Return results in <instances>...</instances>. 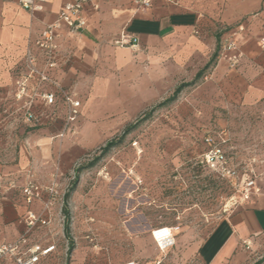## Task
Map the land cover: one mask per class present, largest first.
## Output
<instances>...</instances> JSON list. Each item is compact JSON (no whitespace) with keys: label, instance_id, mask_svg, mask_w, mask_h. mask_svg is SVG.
Instances as JSON below:
<instances>
[{"label":"rangeland","instance_id":"obj_1","mask_svg":"<svg viewBox=\"0 0 264 264\" xmlns=\"http://www.w3.org/2000/svg\"><path fill=\"white\" fill-rule=\"evenodd\" d=\"M127 50L134 68H111L95 89L92 103L83 105L79 123L86 120L99 132L93 143L96 146L85 151L78 149L82 148V136L74 126L76 121L70 132L60 136L62 105L46 107L35 98L30 108L37 122L26 123L21 114L27 106L12 99L14 81L5 93L0 90L1 198L11 184L5 180L10 170L4 167L17 163L22 150L29 146L39 152L37 137L41 129L57 124L49 136L51 158L38 154L41 163L38 169H32L44 185L52 174H57L60 195L49 227L38 228L31 235V240L41 246L55 245V251L40 264H200L197 246L242 202V175L264 174V108L258 103L228 101V94L220 86L225 74L214 77L215 64L194 86L184 89L174 103L153 110L178 85L192 81L210 56L186 60L178 66L172 57L149 56L140 48ZM41 61L43 65V58ZM67 91L79 100L75 91ZM151 110L150 118L120 146L81 172L67 203L66 231L63 196L76 169L91 162L106 142L120 137L127 125ZM221 131L228 136L221 148L238 179H222L196 163L207 150L203 137L211 134L217 139ZM27 169L20 168V174ZM8 200L12 207L22 204L20 200ZM159 227L171 228L175 242L163 252L150 233ZM6 233L0 229V246L7 244ZM70 242L72 248L68 250ZM256 263L264 264V238L255 246H244L230 264ZM0 264L12 262L2 259Z\"/></svg>","mask_w":264,"mask_h":264},{"label":"crops","instance_id":"obj_2","mask_svg":"<svg viewBox=\"0 0 264 264\" xmlns=\"http://www.w3.org/2000/svg\"><path fill=\"white\" fill-rule=\"evenodd\" d=\"M70 1L45 0L41 11L30 14L20 7L18 0H0L2 92L8 91L10 86L12 88L14 80L10 69L25 52L28 41L32 43L31 51L37 66L42 67L41 54L33 42L46 24L55 21L63 4ZM86 14L87 21L80 33L70 35L65 28L61 29L56 66L45 70L64 89L75 91L79 96L80 115L74 126L82 136L80 151L96 146L93 143L99 133L86 120L79 123L83 105L92 103L95 89L107 78L111 68H134L127 48L113 46V40L122 33L136 37L143 54L172 57L178 66L186 60L211 57L217 38L220 49L225 42L234 41V49L219 53L213 76L224 72L220 86L228 94V101L242 105L258 103L264 108V48L260 43L264 37V0H152L151 7L145 11L136 10L133 0H104L97 11L86 8ZM233 60L236 65L229 69ZM101 73H104L103 77L98 76ZM56 126L53 123L41 129V135L37 137L39 152L29 146L28 150H22L23 155L17 163L4 167L10 170L7 173L10 176L5 180L11 182L4 198L0 197L3 201L0 202V229L7 232L4 240L7 244L24 230L26 210L38 212L41 209L40 201L25 205L21 187L30 175L39 186L47 185L33 174L32 169H38L41 157L51 158L53 151L49 136ZM26 167L28 169L20 174L19 169ZM254 179L259 192L243 200L219 220L197 246L200 264H230L234 256L240 254L244 242L255 246L264 238V174L254 175ZM8 198L13 203L20 200L22 204L12 207Z\"/></svg>","mask_w":264,"mask_h":264},{"label":"built area","instance_id":"obj_3","mask_svg":"<svg viewBox=\"0 0 264 264\" xmlns=\"http://www.w3.org/2000/svg\"><path fill=\"white\" fill-rule=\"evenodd\" d=\"M102 1L104 0H71L63 4L55 21L46 24L33 42L43 58L42 67L37 66L36 57L31 51L32 43L28 41L23 58V73L15 78L12 94L13 101L23 102L24 106H27L21 114L24 122H37V115L30 108L35 98L46 107L55 106L59 102L64 108L63 129L60 136L71 131V126L80 113V101L75 94L65 90L59 83L51 79L45 70L56 66L55 56L59 48L57 40L60 37L61 29L65 28L70 35L80 33L87 21L86 8L97 11ZM44 2L45 0H18L20 7L30 14L41 11ZM151 3L152 0H133V6L138 11L148 10ZM112 43L115 47L122 49L139 48L138 39L124 33L114 39ZM260 43L261 48H264V37ZM234 48V41H227L222 50ZM235 65L236 60L231 61L230 67ZM47 87L52 89L49 90ZM227 141L228 136L225 131H221L217 135V139L211 134H206L203 137V143L207 150L196 163L222 179H238L236 169L228 164L227 157L221 148V145ZM239 192L241 201L247 200L251 195L259 192L255 185L254 174L248 180L241 182ZM21 194L26 206L40 201L41 209L38 212L31 209L26 210L23 219V232L14 241L0 246V260L9 259L12 264H39L42 259L47 258L55 251V245L41 246L31 240V235L36 229L47 228L51 223L52 208L60 200L57 190V174H52L49 183L45 186H39L32 175L28 176L21 187ZM150 233L155 245L162 252L171 248L175 243L171 228L159 227L151 230ZM244 246L248 248L250 243L244 242Z\"/></svg>","mask_w":264,"mask_h":264},{"label":"trees","instance_id":"obj_4","mask_svg":"<svg viewBox=\"0 0 264 264\" xmlns=\"http://www.w3.org/2000/svg\"><path fill=\"white\" fill-rule=\"evenodd\" d=\"M219 51H220V45H219V41L217 38V45H216L215 51L213 52L209 61L196 73L194 79L190 82L181 83L180 85H178L174 89L172 94L170 96H168L166 99H164L161 103L156 105L153 110L171 105L172 103H174L178 99L179 95L181 94V92L184 89L194 86L196 84V82L200 78H202L205 71H207L213 64H215V61L219 55ZM24 53L25 52H23V54L14 62V64L12 65V67L10 69L11 70V77L13 80L23 73ZM151 115H152V110L150 112H147V113L143 114L142 116H140L133 123L127 125L124 128L120 137L111 139L110 141L106 142L102 148H100V153L98 156L94 157L93 160L91 162H89L88 164L80 166L79 168L76 169L74 180H73L70 188L68 189V191L63 196V200H64L63 213H64V218H65V230L66 231L68 230V226H69V212H68V208H67V203H68V200H69L72 192L75 190V187L77 185V180H78L81 172L94 167L102 158L107 156L111 152L112 149L120 146L123 143L124 139L130 133H132L134 130H136L142 123H144L146 120H148ZM251 177H252V174L250 172L244 173L242 175V182L248 180ZM71 248H72V242L69 243L68 250H70ZM256 264H258V263H256Z\"/></svg>","mask_w":264,"mask_h":264}]
</instances>
